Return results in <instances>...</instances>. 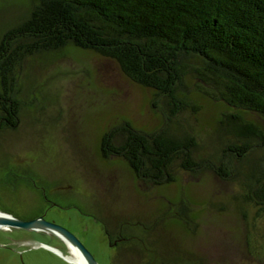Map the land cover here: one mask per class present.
<instances>
[{"label":"rangeland","instance_id":"374dc122","mask_svg":"<svg viewBox=\"0 0 264 264\" xmlns=\"http://www.w3.org/2000/svg\"><path fill=\"white\" fill-rule=\"evenodd\" d=\"M26 8L24 0H0V33ZM14 76L21 107L17 126L0 131V210L23 217L46 206L35 189L7 173L12 169L53 192L56 205L45 209V218L72 231L99 264L148 261L132 243L110 247L101 218L111 227L150 221L156 251L185 257L155 264H197L190 256L199 264H264V210L242 203L237 182L179 171L177 182L155 186L135 178L121 158L101 157L100 137L112 123L128 120L147 131L163 124V103L153 105L152 91L128 80L114 61L68 48L27 57ZM194 99L197 109L177 114L169 131L194 135L199 156L214 154L223 142L214 119L224 106L201 94ZM174 212L187 217L190 229L169 218ZM16 253L24 264H74L54 235L0 228V264H22Z\"/></svg>","mask_w":264,"mask_h":264},{"label":"trees","instance_id":"16d2710c","mask_svg":"<svg viewBox=\"0 0 264 264\" xmlns=\"http://www.w3.org/2000/svg\"><path fill=\"white\" fill-rule=\"evenodd\" d=\"M24 1L26 11L0 33V131L18 124L14 75L27 57L68 48L91 51L149 88L153 105L163 103V124L154 130L128 120L112 123L100 137L101 157L121 158L135 178L155 186L177 182L179 171L210 172L237 182L242 203L264 210V0ZM200 94L224 106L214 119L222 146L206 156L196 153L194 135L169 131L177 114L197 109L194 97ZM12 171L46 204L19 218L56 205L45 184L12 169L7 173ZM180 203L194 213L191 203ZM169 218L190 229L185 215ZM108 220L97 221L116 251L137 245L147 264L185 258L156 251L150 221L120 220L111 227Z\"/></svg>","mask_w":264,"mask_h":264},{"label":"water","instance_id":"95a60500","mask_svg":"<svg viewBox=\"0 0 264 264\" xmlns=\"http://www.w3.org/2000/svg\"><path fill=\"white\" fill-rule=\"evenodd\" d=\"M0 228H20L23 230L26 229V231L49 233L61 239L65 244L69 243L75 246L85 259L86 264H99L90 251L83 245L80 239L72 231L63 225L56 223L54 220L46 219L44 215H39L31 219H22L14 216L13 213L11 214L0 210ZM66 245L68 247V244ZM41 246L61 255V252L57 248L53 247V245L50 246L42 243ZM67 260L71 263H74L69 259Z\"/></svg>","mask_w":264,"mask_h":264},{"label":"bare ground","instance_id":"6f19581e","mask_svg":"<svg viewBox=\"0 0 264 264\" xmlns=\"http://www.w3.org/2000/svg\"><path fill=\"white\" fill-rule=\"evenodd\" d=\"M66 244H68V247L71 252V256H66L67 259H69L70 261L76 264H86L85 259L83 258L81 253L78 251V249L69 243H66Z\"/></svg>","mask_w":264,"mask_h":264},{"label":"flooded vegetation","instance_id":"af4514ba","mask_svg":"<svg viewBox=\"0 0 264 264\" xmlns=\"http://www.w3.org/2000/svg\"><path fill=\"white\" fill-rule=\"evenodd\" d=\"M41 215H44V217H45V214L43 213V214H41ZM39 216V215H38ZM54 220V219H53ZM55 221V220H54ZM56 222V221H55ZM57 223V222H56ZM17 255V259H18V261L20 262V263H22V264H24V261H23V258H22V254L21 253H16Z\"/></svg>","mask_w":264,"mask_h":264}]
</instances>
